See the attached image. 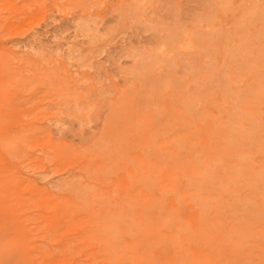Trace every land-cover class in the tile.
<instances>
[{
    "label": "rangeland",
    "instance_id": "obj_1",
    "mask_svg": "<svg viewBox=\"0 0 264 264\" xmlns=\"http://www.w3.org/2000/svg\"><path fill=\"white\" fill-rule=\"evenodd\" d=\"M0 264H264V0H0Z\"/></svg>",
    "mask_w": 264,
    "mask_h": 264
}]
</instances>
